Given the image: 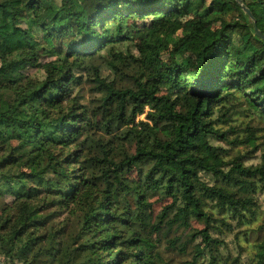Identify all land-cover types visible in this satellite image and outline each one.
Here are the masks:
<instances>
[{
    "label": "trees",
    "instance_id": "trees-1",
    "mask_svg": "<svg viewBox=\"0 0 264 264\" xmlns=\"http://www.w3.org/2000/svg\"><path fill=\"white\" fill-rule=\"evenodd\" d=\"M242 3L252 18L236 0H0V196L10 195L20 205L15 215L8 209L0 213V248L9 243V261L55 260L54 240L44 243L49 235L41 233L49 214L40 209L72 206L82 220L80 264H155L156 245L142 233L147 223L141 208L149 206L151 189L171 199L151 231L159 233L177 219L185 227L192 218L202 222L192 235L201 239L192 263L207 250L208 264H216L212 252L224 244L217 236L221 228L232 232L250 221L252 195L264 194L263 155L258 164L244 165L241 155L227 161V150L212 143L255 145L252 132L229 140L233 130L217 126L228 121L232 106L226 103L232 98L242 97L264 120V40L255 31L256 26L264 34V0ZM129 42L142 71L135 88L117 89L99 79L91 63L103 51L124 60L116 47ZM44 56L53 59L41 63ZM29 66L43 68L45 78L28 77ZM85 68L104 91L102 107L111 119L131 109L132 116L146 113L150 121L133 129L134 153L95 160L108 164L100 176L91 156L90 162L86 155L78 160L77 150H68L82 136L79 123L86 118L72 95L76 70ZM160 88L165 93L158 95ZM216 112L220 116L214 118ZM12 139L35 153V172L13 167L7 144ZM132 168L136 183L125 176ZM201 173L215 182L207 183ZM34 178L43 184L36 202L23 192ZM117 184L128 194L123 205L112 197ZM255 257L264 264V240ZM71 261L58 258V264H75Z\"/></svg>",
    "mask_w": 264,
    "mask_h": 264
},
{
    "label": "rangeland",
    "instance_id": "rangeland-1",
    "mask_svg": "<svg viewBox=\"0 0 264 264\" xmlns=\"http://www.w3.org/2000/svg\"><path fill=\"white\" fill-rule=\"evenodd\" d=\"M133 44V42L123 43L116 47V50L121 51L126 57L124 60L117 61L105 51L99 57L94 58L91 65L97 69L98 78L107 84L111 83L117 89L135 88L134 78L140 74L142 66L138 61V51ZM50 59L53 58L44 56L40 58V61L43 63ZM25 73L33 80H42L46 76L44 69L39 67L29 66L25 69ZM76 76H79L78 84L74 85L72 95L84 106L86 118L79 123L82 136L68 150L75 148L81 156L78 160H83L85 155L86 158L91 156L94 174L100 176L108 164L102 165L103 162L95 160L105 155L117 161L122 157L123 152L134 153L137 139L133 129L135 127L140 129L142 126L139 122L141 121L149 123L150 121L147 120L146 113L132 116L131 109L126 111L124 118L111 119L110 111L107 112L108 114L103 111L102 98L105 94L96 81L93 70L89 68L76 70ZM163 93H165L163 88L157 91L158 95ZM226 105L232 106L228 121L223 124L217 123V126L221 130H233L228 134L229 140L236 137L243 140L252 132L255 145L250 146L247 141L240 144L236 142L229 144L228 141L220 139H213L212 143L227 150V161L241 155L244 165L258 164L261 162L262 155L264 156V120L240 96L230 99ZM145 110L147 111L148 108L146 107ZM222 112L223 109L220 114ZM220 114L216 112L214 118ZM215 120L218 122L220 119ZM7 144L10 145L11 153L15 156L16 163L13 167L23 173L35 172L36 166L33 161L35 153L29 150V146L15 139L9 140ZM86 160L90 162L88 158ZM230 166L226 165L224 168L228 169ZM201 175L207 183L215 182L211 174L201 173ZM125 176L133 183L138 181L135 168H132ZM92 180L96 181L94 178ZM41 188L43 184L38 178L29 179L26 181L23 192L30 201L36 202L39 199ZM112 190L113 199L123 205L128 199L124 185L117 184ZM146 198L149 206L141 208V212L147 224L144 225L142 233L156 245L153 248V252L157 253L155 264H191L196 257L195 248L201 247L200 237H192V235L195 230L204 227L203 223L192 218L189 220V226L185 227L177 219L170 227L162 225L159 233L152 232L151 225L157 223L162 209L171 202V199L160 196L151 189L146 191ZM252 198L255 216L250 221L244 222L242 226L236 227L232 232L221 228L222 232L217 235L224 240V244L220 246L219 252H212L216 253V264H256L255 254L259 244L264 240V194L255 193ZM19 207V201H15L12 196H0V213L8 209L15 215ZM40 210L43 214H49L46 226L41 229V233L46 237L49 235V238L44 239L43 242L48 243L52 237L55 242L53 247L57 249L54 250L56 251L55 260L51 257L38 256L35 264H58L59 257H62L64 261L68 256L72 260L71 263L80 264L83 260V255H79L81 214L72 206L64 208L57 206L46 208L45 206ZM171 216L172 214H169V217ZM218 224L220 225L219 222ZM29 230L32 228H28ZM63 247L66 248V253H63ZM8 249L9 243L5 242L4 249L0 248V264H17L16 261H9L5 253ZM208 263L209 253L205 250L203 255L197 257L192 264Z\"/></svg>",
    "mask_w": 264,
    "mask_h": 264
},
{
    "label": "water",
    "instance_id": "water-1",
    "mask_svg": "<svg viewBox=\"0 0 264 264\" xmlns=\"http://www.w3.org/2000/svg\"><path fill=\"white\" fill-rule=\"evenodd\" d=\"M236 2L242 7V9L244 10L245 13H247L249 15L250 18H252V14L249 11V9L242 3V0H236ZM255 31L257 33L258 36H260L263 40H264V34L261 33V31H259L256 26H255Z\"/></svg>",
    "mask_w": 264,
    "mask_h": 264
}]
</instances>
